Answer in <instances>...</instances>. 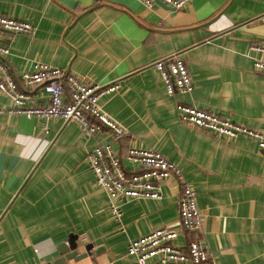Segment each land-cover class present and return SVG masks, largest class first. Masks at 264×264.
<instances>
[{
    "label": "crops",
    "instance_id": "1",
    "mask_svg": "<svg viewBox=\"0 0 264 264\" xmlns=\"http://www.w3.org/2000/svg\"><path fill=\"white\" fill-rule=\"evenodd\" d=\"M0 15L32 24L28 33L0 28L14 78L41 61L85 84H118L99 105L126 131L114 139L106 126L89 135L75 122L10 113L0 92V264H139L128 243L162 226L177 230L172 244L180 248L202 239L216 264H264V152L254 138L217 136L176 111L193 105L264 135V72L250 49L264 45V0H190L179 10L160 1L0 0ZM173 56L184 60L191 92L166 93L154 63ZM26 89L33 104L47 103L41 87ZM133 141L177 164L196 193L200 229L180 225L175 178L159 199H121L115 220L87 156L108 143L131 167ZM72 235L78 252L92 249L57 262V245Z\"/></svg>",
    "mask_w": 264,
    "mask_h": 264
},
{
    "label": "built area",
    "instance_id": "2",
    "mask_svg": "<svg viewBox=\"0 0 264 264\" xmlns=\"http://www.w3.org/2000/svg\"><path fill=\"white\" fill-rule=\"evenodd\" d=\"M139 1L145 6H152L155 1H160L174 10H179L190 0ZM0 28L12 33H28L32 30V24L26 20L0 15ZM250 49L258 52V57L253 60L254 67L264 72V45L252 44ZM9 53V47L0 43V92L11 100L10 113L24 114L44 123L53 118L75 122L89 135L100 131L101 126L111 130L114 139L126 132L108 118L99 105V98L116 90L118 84H85L59 67L33 61L18 77L20 85L4 61V57ZM154 67L168 95L193 90L187 66L179 56L159 59L155 61ZM34 86L41 87L46 95L45 105L32 103L26 88ZM176 111L180 121L203 128L217 136L230 139L246 135L254 138L259 151L264 152V135L257 129L193 105L178 103ZM125 159L131 167L122 165L108 143L95 146L87 156L88 167L94 174L96 185L106 192L110 202L109 210L115 220L119 221L122 216L117 203L119 199H159L163 182L175 178L181 183L178 199L181 227L188 231L201 228L202 215L197 205L196 193L184 181L175 162L150 147L139 145L136 141L127 148ZM177 233L176 229L168 226L156 228L130 240L126 253L134 257L139 264H146L150 259H155L158 264H216L200 238L191 240L186 248L173 245L172 241L176 239Z\"/></svg>",
    "mask_w": 264,
    "mask_h": 264
},
{
    "label": "water",
    "instance_id": "3",
    "mask_svg": "<svg viewBox=\"0 0 264 264\" xmlns=\"http://www.w3.org/2000/svg\"><path fill=\"white\" fill-rule=\"evenodd\" d=\"M81 247V244L77 241V236H70L65 242H61L57 245V250L59 253V258L56 260L60 263H66L68 260L74 259L75 261L80 260L86 257L89 251L92 249V245H84L85 252L80 253L78 249ZM96 252V249H93Z\"/></svg>",
    "mask_w": 264,
    "mask_h": 264
},
{
    "label": "rangeland",
    "instance_id": "4",
    "mask_svg": "<svg viewBox=\"0 0 264 264\" xmlns=\"http://www.w3.org/2000/svg\"><path fill=\"white\" fill-rule=\"evenodd\" d=\"M97 187H98V186H97ZM98 188L101 189L100 187H98ZM121 199H126V198H121ZM121 199L118 200V202H117L118 204H120ZM127 199H128V198H127ZM195 239H197V238H195Z\"/></svg>",
    "mask_w": 264,
    "mask_h": 264
}]
</instances>
